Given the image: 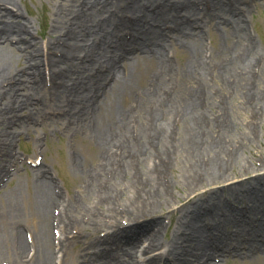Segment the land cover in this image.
<instances>
[{
	"label": "bare ground",
	"instance_id": "obj_1",
	"mask_svg": "<svg viewBox=\"0 0 264 264\" xmlns=\"http://www.w3.org/2000/svg\"><path fill=\"white\" fill-rule=\"evenodd\" d=\"M49 2L54 42L46 48L62 52L41 59L61 89L50 104L18 96L35 87L17 66L24 56L39 60L38 44L17 0H0L14 9L0 6V264L3 257L55 264L70 254L78 264H211L234 255L248 260L237 263L264 264V158L256 168L247 163L236 141L255 139L231 130L239 112L264 110V48L245 28L264 0ZM11 83L18 85L4 88ZM52 105L63 117L48 111ZM61 125L67 137L85 135L94 158L69 153L78 180L69 200L48 168L33 170L36 225L29 228L25 163L13 148L26 134L53 126L60 133ZM170 165L184 190L176 210L162 177ZM250 167L258 173L216 189L229 172ZM167 212L180 223L164 242L159 220ZM76 234L86 235L85 248L69 254Z\"/></svg>",
	"mask_w": 264,
	"mask_h": 264
},
{
	"label": "rangeland",
	"instance_id": "obj_2",
	"mask_svg": "<svg viewBox=\"0 0 264 264\" xmlns=\"http://www.w3.org/2000/svg\"><path fill=\"white\" fill-rule=\"evenodd\" d=\"M62 1V0H61ZM17 6L22 11L24 15V21L30 22V25L32 26V33L34 35V41L37 42L38 48H34L35 58L39 60L31 61V59L27 56H24V59H21V64L17 66V69H24L23 76L24 78L30 79V82L28 83L29 86H35L34 89H31L30 91L25 89H20L18 95L20 98L24 100L25 94H30L32 96H35L33 99L39 100V98H43L47 101V103H59V100L55 98V92L57 90H61L57 86V82L53 80V83H51V77H50V70L46 69V62H41V59L43 60L45 56L49 57H57L61 58L62 52L58 51L57 49L53 48V45H51L49 48H46L47 43L54 42V35L52 34V5L49 2V0H17ZM4 7L3 9L8 10H14L10 6L0 5ZM264 8V7H263ZM262 11L254 10L252 11L248 16V23L245 25V28L247 27L249 33H251L260 48H264V19L262 18V13H264V9H261ZM70 26V25H69ZM205 46L208 49V54H211L213 50V42L211 39H207L205 41ZM52 47V49H51ZM49 49V50H48ZM170 59H173L174 62H178V56L177 55H170ZM44 61V60H43ZM31 64H34L33 67H29ZM29 72H40L36 75V77H33L32 79L30 77ZM47 77H45V75ZM40 78L43 80V85L40 84L38 86ZM48 78L50 82L45 81V79ZM26 82V81H24ZM16 83L11 84H5L4 88H8L10 85H15ZM24 84V83H22ZM53 84V85H52ZM18 84H16L17 86ZM13 92L10 91V93H6V95H1V100L5 101L7 97H9V94L11 95ZM14 94V93H13ZM250 105L253 106L254 103L251 100ZM63 107H59L58 105H52L51 109L48 111H55L59 114V117L63 115L62 111ZM24 112V111H22ZM240 114V115H239ZM238 116V117H237ZM236 116V121H234V124L232 125L231 130L234 132L236 136L248 134L252 136L253 141H251V144H249V140L242 141H236V144L239 146V144H244L246 148L241 152L242 158L248 159L247 163L250 162L254 168H256L260 161L264 158V110L263 108H260L259 112L255 113H248L247 111L239 112ZM63 117V116H62ZM227 119V118H226ZM228 122V123H227ZM226 124H230L227 120ZM53 123V122H52ZM64 122L62 121V124ZM37 127L40 128V123H37ZM180 125V123L174 124L173 127H177ZM51 128V127H50ZM55 126L52 127L51 130L43 132L42 129H38L34 134L32 133V136L30 135H24L20 139H17L14 145V150L16 153V156L20 157L22 161L25 163L24 166L21 165L20 170V176L23 180V187H24V197H25V213H26V219L24 224L29 227L33 228L36 225V219L33 217V203H34V196H35V189L33 187L32 178L34 177L33 170L38 168L41 164L48 168L51 174L54 177V180L56 181L59 189L61 190L62 194L66 196L67 200L72 197H76L77 193V184L78 180L77 178H74L69 171L68 167V156L69 153L72 151H78L81 156L87 159L92 160L94 158V155H92L91 150L88 149V145H90L89 141L84 138L85 135L80 133L81 135L75 139L70 137H67L64 132L66 125H61L62 132L60 133H54L53 129ZM174 129V128H173ZM242 137V136H241ZM239 138V137H237ZM244 138V137H243ZM36 143V144H35ZM37 152V154H36ZM165 161H169V159H164ZM34 163H38V165H35ZM5 164V163H3ZM40 164V165H39ZM132 171V170H131ZM264 170H261L259 172H263ZM133 173V172H132ZM243 174L244 177H239V174ZM258 172H252V168H245L242 170L234 169L233 172L228 173V177H226L227 181L222 182L219 184V187L216 189L219 191L223 190V186L229 185L233 182H236L238 180H241L242 178H247L249 176H254ZM177 174L178 168L176 166H169L165 172V174L162 175V177L165 178V181H169V183L166 182L165 185H168V191H169V198L170 202L175 204V207L173 208L176 210L179 206L177 204V201L180 197V193H184V190L180 188V186L176 185L177 180ZM14 181L13 183H15ZM13 183L10 184V187L13 185ZM263 183H260L259 185H262ZM164 185V186H165ZM81 186V184L79 185ZM8 187L7 189H9ZM4 189V188H3ZM1 190L0 186V192L5 191ZM205 188L200 189V192H203ZM205 197V196H204ZM202 197V198H204ZM177 204V205H176ZM193 204V203H192ZM191 204V205H192ZM179 215H177V212L168 213L163 216L159 222V226L162 224L164 226V231L161 236L164 242H168V239L171 238L172 233L174 231L175 226H178L180 221L178 220ZM249 218V216H247ZM250 219V218H249ZM186 219H183L185 221ZM207 223V222H206ZM86 225V224H84ZM55 233H59L58 230L55 231ZM82 236L84 239H82ZM86 238V235H79L76 234L73 236V245L68 252H76L78 248H85L84 240ZM141 248L137 249V255L140 256ZM160 251V250H158ZM156 251V252H158ZM155 252V253H156ZM68 254V255H69ZM237 256H225L220 257L216 260L212 259L210 261L211 264H242L237 263L241 261H248V260H242L237 259ZM250 262V261H249ZM1 264H17L13 261H10L9 258L3 257L1 258ZM55 264H78L75 261L74 254H71L65 258V261L63 260L62 263H55Z\"/></svg>",
	"mask_w": 264,
	"mask_h": 264
}]
</instances>
